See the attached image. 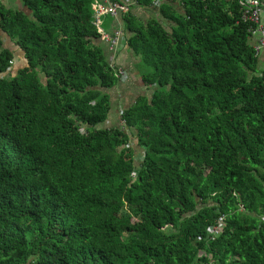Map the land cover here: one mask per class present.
I'll return each mask as SVG.
<instances>
[{
    "label": "trees",
    "instance_id": "trees-1",
    "mask_svg": "<svg viewBox=\"0 0 264 264\" xmlns=\"http://www.w3.org/2000/svg\"><path fill=\"white\" fill-rule=\"evenodd\" d=\"M238 1L107 16L151 91L114 127L95 0L0 2V264H264V69Z\"/></svg>",
    "mask_w": 264,
    "mask_h": 264
},
{
    "label": "built area",
    "instance_id": "built-area-1",
    "mask_svg": "<svg viewBox=\"0 0 264 264\" xmlns=\"http://www.w3.org/2000/svg\"><path fill=\"white\" fill-rule=\"evenodd\" d=\"M238 2L241 7L242 19L252 24L250 31L258 39L257 52L264 51V0H239ZM135 4L136 0H120L119 2L95 0L93 4V25L108 43L110 49L115 52L119 47L128 49L127 39L121 30L113 34L107 32L103 26V19L107 16L117 17L120 14H126ZM117 73L121 81L127 80L128 76L124 69L118 68ZM143 157L142 155L137 160L143 162ZM223 224L224 217H220L217 224L210 228L208 238L214 240L218 237L222 233Z\"/></svg>",
    "mask_w": 264,
    "mask_h": 264
},
{
    "label": "crops",
    "instance_id": "crops-1",
    "mask_svg": "<svg viewBox=\"0 0 264 264\" xmlns=\"http://www.w3.org/2000/svg\"><path fill=\"white\" fill-rule=\"evenodd\" d=\"M113 1V0H111ZM0 2L4 5L13 8L11 3H17L15 9L17 7L22 6V0H0ZM114 2V1H113ZM14 9V8H13ZM120 16L115 17L118 19ZM111 19V18H110ZM116 22L111 24L110 29L113 31H109L105 28V25L108 23L107 17L103 19V26L104 29L113 34L114 32L122 29V22L121 20H115ZM115 24V25H114ZM117 27V28H116ZM255 43H258V39L256 37L253 38ZM106 47L108 48V43L104 42ZM111 55H107L110 63L115 64L118 68H122L127 73V80L126 81H119V83L113 87L109 94L111 97V110L109 112L107 125L109 127H114L122 124L121 121V113L123 110L133 106L140 97L146 96L151 93L150 89H148L142 79L141 73L139 72L140 60L136 58L129 50L119 47L118 50L113 51ZM259 68L264 69V51L260 53L259 56ZM138 158H136L137 160Z\"/></svg>",
    "mask_w": 264,
    "mask_h": 264
},
{
    "label": "rangeland",
    "instance_id": "rangeland-1",
    "mask_svg": "<svg viewBox=\"0 0 264 264\" xmlns=\"http://www.w3.org/2000/svg\"><path fill=\"white\" fill-rule=\"evenodd\" d=\"M16 4L17 3H11L10 2V5H12V7L13 8H15L16 7ZM22 6H19V7H17V8H21ZM0 33H2L1 31H0ZM4 38V37H3ZM5 39V38H4ZM5 45H7L9 48H11L14 52H15V67H14V69H13V71H14V73L16 74L17 73V71H18V69H20V68H22V63H23V55H22V52L19 50V48L16 46L15 47V45L14 44H12L11 42H10V40H8V39H5ZM140 150V149H139ZM142 151V150H141ZM138 156L140 157L141 156V152L139 151L138 153Z\"/></svg>",
    "mask_w": 264,
    "mask_h": 264
}]
</instances>
